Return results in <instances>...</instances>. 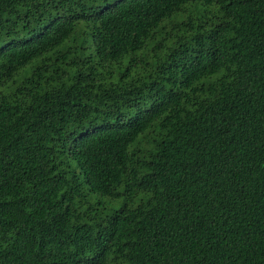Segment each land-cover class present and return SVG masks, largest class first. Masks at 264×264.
Segmentation results:
<instances>
[{
  "label": "trees",
  "instance_id": "16d2710c",
  "mask_svg": "<svg viewBox=\"0 0 264 264\" xmlns=\"http://www.w3.org/2000/svg\"><path fill=\"white\" fill-rule=\"evenodd\" d=\"M0 264H264V0H0Z\"/></svg>",
  "mask_w": 264,
  "mask_h": 264
}]
</instances>
